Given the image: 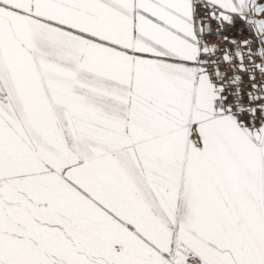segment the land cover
<instances>
[{"label": "snow or ice", "instance_id": "6c2138e0", "mask_svg": "<svg viewBox=\"0 0 264 264\" xmlns=\"http://www.w3.org/2000/svg\"><path fill=\"white\" fill-rule=\"evenodd\" d=\"M0 264H264V0H0Z\"/></svg>", "mask_w": 264, "mask_h": 264}]
</instances>
